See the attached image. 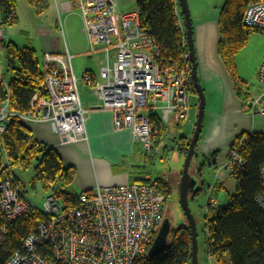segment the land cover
Segmentation results:
<instances>
[{"label":"built area","instance_id":"built-area-1","mask_svg":"<svg viewBox=\"0 0 264 264\" xmlns=\"http://www.w3.org/2000/svg\"><path fill=\"white\" fill-rule=\"evenodd\" d=\"M74 2L82 15L88 53L99 50L103 56L97 77L85 71L82 79L97 95L101 107L112 112L116 131H131L143 151L159 154L165 142L158 139L151 114L173 124L185 122L191 114L189 96L194 86L183 21L178 19L177 29L184 51L180 61L170 65L163 63L160 47L150 30L142 27L136 7L124 12L119 10L117 0ZM244 17L249 28L264 30V0L248 4ZM9 21L0 15V51ZM72 57L68 50L44 55L47 94H35L28 111L12 108L9 83L0 71V244L9 224L23 213L37 208L43 216L5 264H135L165 215V194L156 181L99 185L78 192L73 205L46 194L40 208L28 198L13 171L3 134L16 120L25 126L45 122L71 143L86 139L87 112ZM256 72L264 85V58ZM245 106L264 116V89ZM226 162L225 168L233 178L245 163L242 154L232 148ZM261 171L264 182V166ZM260 202L264 205L263 196ZM207 204L217 207L211 196Z\"/></svg>","mask_w":264,"mask_h":264},{"label":"trees","instance_id":"trees-1","mask_svg":"<svg viewBox=\"0 0 264 264\" xmlns=\"http://www.w3.org/2000/svg\"><path fill=\"white\" fill-rule=\"evenodd\" d=\"M27 1L38 13L45 12L49 6L48 0ZM257 1L259 0H224L218 16L220 41L217 52L230 73L236 94L244 101L249 97L247 83L236 71L235 57L248 43L251 33L258 31L246 26L244 21L247 5ZM15 4L16 0H0V15L5 19L10 18L8 23L16 20ZM136 8L140 11L142 27L150 30L160 47L163 63H178L184 51L180 42L181 33L177 29L178 19L183 21L185 27L180 0H136ZM3 47L7 50L11 72V76L7 78L11 94L10 105L16 110L28 111L35 94H47L43 63L38 59L36 50L30 46L20 47L14 42H8ZM186 49H189L188 42ZM150 121L157 128L158 139L162 138L166 133L163 120L151 114ZM3 138L13 167L27 169L33 165L35 178L42 183L46 194H52L68 205L76 202L78 192L72 188L76 168L64 164L54 147L38 141L31 128L16 120L9 123ZM235 139L229 149L238 150L245 163L234 176L237 186L229 202L222 207L206 206L207 214L204 218L207 251L215 264H264V205L260 202V197H264L261 171L264 166V131L251 134L243 132ZM189 140L187 136L176 140L177 149L184 157ZM216 154L217 152H213L209 157ZM204 162H200L201 167L205 165ZM200 166L195 171L199 178ZM17 179L20 182L18 176ZM154 181L162 187L168 200L175 191L174 186L166 178L160 177ZM175 185L179 195V181L176 180ZM201 189L199 186L191 193V200ZM42 218L39 209L32 208L9 224L5 239L0 244V264H5L15 250L21 249L25 236L35 231ZM162 220L151 243L135 264H191L192 233L188 223L173 225L165 215Z\"/></svg>","mask_w":264,"mask_h":264},{"label":"crops","instance_id":"crops-1","mask_svg":"<svg viewBox=\"0 0 264 264\" xmlns=\"http://www.w3.org/2000/svg\"><path fill=\"white\" fill-rule=\"evenodd\" d=\"M74 1L55 0L53 3L52 0H48V10L51 9L52 14L54 11L64 14L63 20L54 23L52 17L48 21L44 20L39 23L37 30L39 49L36 45L31 47L36 50L37 57L42 63L46 53L60 54L68 50L73 54L72 65L73 69L77 68L75 70H78V74H83L86 71L97 77V66L101 63L103 56L99 50L92 54L88 53L89 46L82 15L77 10ZM117 1L120 11L125 12L136 7V0ZM188 1L193 21L199 80L204 86L206 96L203 131L195 149L197 160L194 172L200 166V158H203L204 166H213L216 178L220 180L219 184H221V182L226 183L228 178L232 177L227 172L225 165L228 149L236 140L235 138L243 132L251 134L264 131V116L248 111L245 106L253 97L260 95L264 87L260 88V84L256 85L251 79L239 73L236 59L242 51L240 50L235 57L236 71L247 83L249 97L247 101H244L241 96L236 94L230 73L217 52L220 41L218 16L224 0ZM14 14L17 20L16 9ZM6 41L7 39H4L3 44H6ZM39 51L41 56L38 55ZM256 54L258 57L255 70L264 58V49L261 47ZM75 59L81 60V64L75 66ZM79 80L80 97L87 112L85 117L86 139H78L73 143L65 141L45 122L31 124L29 127L38 141L57 150L64 164L76 168L73 190L77 193L99 185L107 186L134 181L153 182L154 180H150L151 177L148 176L149 173L143 162L154 153L143 151L131 131L127 129L116 131L114 122H112V112L101 107V101L96 94L92 93L84 79ZM192 123V119L181 124H173L170 121L165 123L166 133L162 137L165 144L159 154L164 156L170 143L177 149L176 140L179 137L192 136L195 125ZM176 126L179 128L178 131H176ZM213 152H217V154L214 157H209ZM171 153L174 160L180 159L179 151L175 156L176 153ZM202 167L200 166L201 169ZM194 172L191 174L195 175ZM160 177L164 178L161 175L156 178ZM213 184V187L217 185V181ZM207 196L213 198L214 205L224 206V204H219L218 198L212 193ZM228 202L229 199L226 198L224 203Z\"/></svg>","mask_w":264,"mask_h":264},{"label":"rangeland","instance_id":"rangeland-1","mask_svg":"<svg viewBox=\"0 0 264 264\" xmlns=\"http://www.w3.org/2000/svg\"><path fill=\"white\" fill-rule=\"evenodd\" d=\"M59 1V0H56ZM55 3V0H52ZM16 11H17V20L13 23L5 24V37L7 39V43L12 41L16 43L18 46H38V24L44 22V20L48 21V19H54V23L56 21L59 23V20H63L64 14L57 13L54 11L52 14V10L47 8V10L43 13H38L34 7L28 3L27 0H16ZM54 15V16H53ZM264 49V30H258L251 33L249 37L248 43L241 49L242 51L238 54L236 62L238 64L239 73L251 79L253 83L256 85L260 84V88L264 87L262 83L259 82L257 77L256 68V59L257 54L256 52L260 48ZM38 55L41 56L40 51ZM75 66L81 64V60L75 59L74 61ZM99 66V65H98ZM97 66V68H98ZM77 69V68H75ZM75 73L78 77V80L82 78V74H78V70H75ZM0 71L4 73L5 77L8 78L11 76V72L9 69V61L7 50L5 47H2L0 51ZM99 68L97 69L98 74ZM204 89V86H203ZM205 93V91H204ZM190 101H191V115L189 119L193 120L192 124L196 123V115L198 111V103L199 97L194 88L193 92L190 93ZM189 119L185 120L188 121ZM183 122V123H185ZM28 127L31 126L27 125ZM192 126V125H191ZM195 126V125H194ZM193 126V127H194ZM184 128V126H183ZM176 131L179 130L178 126H176ZM193 134V133H192ZM191 137V136H190ZM189 137V138H190ZM175 145L170 143L168 145L166 154L162 156L161 154H154L151 155L146 161H144L145 169L149 173L150 180L153 181L154 178L158 177L159 175L163 176L174 186V192L169 196L170 198L166 200L165 204V216L171 219L173 225H180V224H187L188 221L184 216V209L182 208V204L180 201V197L178 196V192L176 191V180L180 181L181 179V171L184 166L185 157L183 154H180V159L174 160L171 156L174 152L178 155L177 149L174 148ZM203 159V158H202ZM200 158V161H204ZM197 157H193L192 164L189 169L190 173L194 172V166L196 164ZM206 165L203 166L200 170L201 179L203 180L201 187L202 189L199 193L194 197L193 200H190V207L192 208V213L194 218L196 219L197 223V251L199 253V262L200 264H215L214 260L209 257L207 251V240H206V229H205V215L207 214V200L208 194L212 193L218 198L219 204L226 205L224 203L226 198L227 200L230 198L231 194L236 190V180L233 177L228 178L229 180L225 183H220V180L216 178V172L213 166ZM13 171H15L16 175L18 176L20 182L23 183L24 188L27 192L28 198L31 200L32 203L38 205V207H42L43 201L45 198L46 193L43 191V186L40 181L35 178V170L34 166L27 169H18L13 167ZM180 173V174H178ZM217 181V185L213 187V183ZM211 189H209V187ZM227 202V201H226Z\"/></svg>","mask_w":264,"mask_h":264},{"label":"water","instance_id":"water-1","mask_svg":"<svg viewBox=\"0 0 264 264\" xmlns=\"http://www.w3.org/2000/svg\"><path fill=\"white\" fill-rule=\"evenodd\" d=\"M181 9L183 10L184 20H185V28H186V39L188 42V51L191 54L190 62L192 64L191 75L193 79V86L196 89V92L199 97L198 103V111L196 115V123L194 126V131L192 136L190 137V143L187 149V153L184 160V166L181 171V179L179 181V197L182 204V208L184 209L185 218L188 221V225L191 230V264H198L199 262V253L197 249V223L196 219L193 216L192 208L190 207V200L193 198L190 193L194 192L199 188V184H202L203 180L200 181V178L196 175H192L189 172L191 167V162L193 157H195V149L198 144V139L202 133V126L205 114V104H206V96L204 94L203 86L199 80L198 74V63L196 61V52H195V41H194V30H193V21L191 19V13L189 8V1L188 0H180ZM164 226V223L162 227Z\"/></svg>","mask_w":264,"mask_h":264},{"label":"flooded vegetation","instance_id":"flooded-vegetation-1","mask_svg":"<svg viewBox=\"0 0 264 264\" xmlns=\"http://www.w3.org/2000/svg\"><path fill=\"white\" fill-rule=\"evenodd\" d=\"M194 174L197 176V174L194 172Z\"/></svg>","mask_w":264,"mask_h":264}]
</instances>
